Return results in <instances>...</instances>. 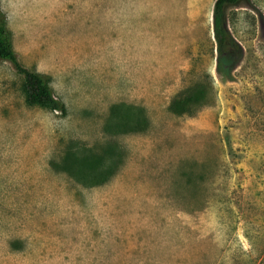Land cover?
I'll list each match as a JSON object with an SVG mask.
<instances>
[{"label": "rangeland", "instance_id": "obj_1", "mask_svg": "<svg viewBox=\"0 0 264 264\" xmlns=\"http://www.w3.org/2000/svg\"><path fill=\"white\" fill-rule=\"evenodd\" d=\"M214 3L1 0L68 112L0 59V264H264V0L226 9L237 61ZM196 83L205 103L173 113ZM91 151L121 157L104 184L65 169Z\"/></svg>", "mask_w": 264, "mask_h": 264}, {"label": "trees", "instance_id": "obj_2", "mask_svg": "<svg viewBox=\"0 0 264 264\" xmlns=\"http://www.w3.org/2000/svg\"><path fill=\"white\" fill-rule=\"evenodd\" d=\"M244 0H215L213 7V32L217 49L221 55L233 57L237 61L243 55L242 47L236 42L228 26L226 9ZM0 59L12 63L17 72L23 76V87L26 92V100L30 105H40L63 115L68 112L66 103L54 94L51 86V76L46 73L32 70L24 66L19 60L13 45V32L8 25L6 13L2 10L0 0ZM233 62L231 68L236 62ZM220 69V68H219ZM203 83H196L179 92L172 100L170 109L173 113L182 115L191 113L198 106L205 103L207 94ZM121 106V105H116ZM135 113H141L142 109L136 106L125 105ZM137 129L139 128L136 127ZM121 157L113 154L101 158L93 153H86L84 157L73 158L71 165L66 166L71 174L83 179L90 186L106 183L116 172Z\"/></svg>", "mask_w": 264, "mask_h": 264}]
</instances>
